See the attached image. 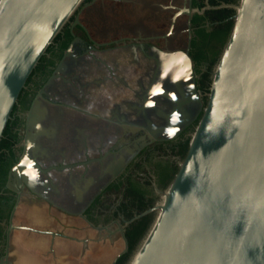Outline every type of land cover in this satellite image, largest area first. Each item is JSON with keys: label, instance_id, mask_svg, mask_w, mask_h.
Instances as JSON below:
<instances>
[{"label": "flooded vegetation", "instance_id": "1", "mask_svg": "<svg viewBox=\"0 0 264 264\" xmlns=\"http://www.w3.org/2000/svg\"><path fill=\"white\" fill-rule=\"evenodd\" d=\"M206 1L85 0L64 26L9 120L0 264H117L128 250L127 234L154 219L143 214L188 151L223 47L207 11L190 19L181 13ZM194 94L202 104L197 117ZM39 103L58 124L50 142L62 150L47 159L27 149ZM184 116L188 123L178 127ZM24 155L35 166L21 162ZM24 165L53 186L52 197L28 185ZM88 182L86 196L70 200V188Z\"/></svg>", "mask_w": 264, "mask_h": 264}, {"label": "water", "instance_id": "2", "mask_svg": "<svg viewBox=\"0 0 264 264\" xmlns=\"http://www.w3.org/2000/svg\"><path fill=\"white\" fill-rule=\"evenodd\" d=\"M84 2L0 0V141L33 70ZM219 9L234 11L233 26L207 104L177 173L143 214L155 216L126 264H264V0H207L181 13ZM193 100L197 117L202 104Z\"/></svg>", "mask_w": 264, "mask_h": 264}, {"label": "crops", "instance_id": "3", "mask_svg": "<svg viewBox=\"0 0 264 264\" xmlns=\"http://www.w3.org/2000/svg\"><path fill=\"white\" fill-rule=\"evenodd\" d=\"M47 110L48 107L42 103H39L36 106V108L34 109V119L31 122V134L28 138V152L33 157L39 159H47L52 154L57 152L59 155H61L62 153V150L58 146H53V144L51 145V139H56L59 131L56 132L57 129H51L52 126L57 127L58 124L53 119H46L45 114ZM23 174L25 181L28 183V185H30V187L37 191L38 194L47 198L52 197V195L54 194L53 186L47 184L44 180H42L31 166L24 165ZM90 186H92V182L91 184L90 182H88L86 183V185H80L79 187L73 186L72 188H70V200L76 199L77 201H79L83 199L86 196ZM88 256L89 255H87L86 257V261L88 260Z\"/></svg>", "mask_w": 264, "mask_h": 264}, {"label": "trees", "instance_id": "4", "mask_svg": "<svg viewBox=\"0 0 264 264\" xmlns=\"http://www.w3.org/2000/svg\"><path fill=\"white\" fill-rule=\"evenodd\" d=\"M237 3L238 0H211V6H218L219 3ZM234 15V11L231 9H219V10H211L206 12V16L211 22H216L217 24L214 26V35L218 34L221 38L222 50L226 44L229 33L233 26V20L231 19ZM222 51H220L221 54ZM218 60H214V64L217 63ZM12 137V133L10 132V121L6 125V129L3 132V137L0 141V170L3 168L2 164L4 159L6 158V149L8 147L9 138ZM152 219H147L146 222H141V224L131 233L127 234V239L130 240L128 250L125 254H123L117 264H126L129 260L131 254L134 252L136 246L145 235L149 226L152 223ZM141 227V228H140Z\"/></svg>", "mask_w": 264, "mask_h": 264}, {"label": "rangeland", "instance_id": "5", "mask_svg": "<svg viewBox=\"0 0 264 264\" xmlns=\"http://www.w3.org/2000/svg\"><path fill=\"white\" fill-rule=\"evenodd\" d=\"M121 250H119V252H120Z\"/></svg>", "mask_w": 264, "mask_h": 264}]
</instances>
